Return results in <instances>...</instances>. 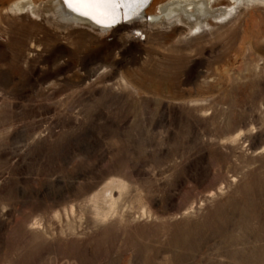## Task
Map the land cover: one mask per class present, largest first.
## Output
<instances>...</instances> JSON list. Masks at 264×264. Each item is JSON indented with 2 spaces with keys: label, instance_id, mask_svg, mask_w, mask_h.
Here are the masks:
<instances>
[{
  "label": "rangeland",
  "instance_id": "rangeland-1",
  "mask_svg": "<svg viewBox=\"0 0 264 264\" xmlns=\"http://www.w3.org/2000/svg\"><path fill=\"white\" fill-rule=\"evenodd\" d=\"M230 3L215 37L118 40L98 73L111 31L4 12L0 264H264V3Z\"/></svg>",
  "mask_w": 264,
  "mask_h": 264
},
{
  "label": "bare ground",
  "instance_id": "bare-ground-1",
  "mask_svg": "<svg viewBox=\"0 0 264 264\" xmlns=\"http://www.w3.org/2000/svg\"><path fill=\"white\" fill-rule=\"evenodd\" d=\"M231 1L236 0H127L129 7L119 10L115 22L122 12L125 17L140 12L139 16L112 30L96 26L93 23H96L95 20L72 11L64 0H15L10 5L3 2L0 17L4 12L16 15L30 9L32 16L44 21L50 29L64 33L65 38L78 31H89L96 36L111 31L113 33L111 41L108 42L105 37L101 46L86 61V66H93L94 72L98 73L101 70L106 71V67L102 64L103 56L108 48L118 46V40L134 41L139 40L138 34L144 36L146 32H160L167 33L168 38L176 46H181L186 41V36L197 38L203 35L204 32L200 33L203 27L210 36L215 37L218 29L235 19L226 20L231 11ZM253 2L264 3V0H253ZM142 18L151 20L143 23ZM169 21H172L173 25Z\"/></svg>",
  "mask_w": 264,
  "mask_h": 264
},
{
  "label": "snow or ice",
  "instance_id": "snow-or-ice-1",
  "mask_svg": "<svg viewBox=\"0 0 264 264\" xmlns=\"http://www.w3.org/2000/svg\"><path fill=\"white\" fill-rule=\"evenodd\" d=\"M68 8L98 24L110 26L121 8L129 7L127 0H64Z\"/></svg>",
  "mask_w": 264,
  "mask_h": 264
}]
</instances>
